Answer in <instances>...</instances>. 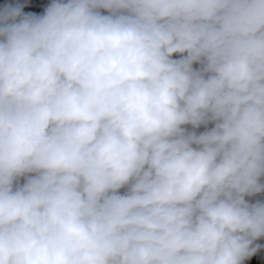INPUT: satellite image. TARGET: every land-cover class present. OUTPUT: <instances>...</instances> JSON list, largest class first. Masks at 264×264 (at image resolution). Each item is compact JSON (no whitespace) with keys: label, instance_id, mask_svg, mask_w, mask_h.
<instances>
[{"label":"clouds","instance_id":"9594fccd","mask_svg":"<svg viewBox=\"0 0 264 264\" xmlns=\"http://www.w3.org/2000/svg\"><path fill=\"white\" fill-rule=\"evenodd\" d=\"M262 177L264 0L0 9V264H243Z\"/></svg>","mask_w":264,"mask_h":264},{"label":"trees","instance_id":"16d2710c","mask_svg":"<svg viewBox=\"0 0 264 264\" xmlns=\"http://www.w3.org/2000/svg\"><path fill=\"white\" fill-rule=\"evenodd\" d=\"M52 2V0H0V9H2L6 5H23L24 12H36L37 14L42 15L44 9ZM103 15H108L107 11L101 9L100 10ZM178 54H174L173 59H179ZM194 68L198 69L200 65L194 64ZM214 126L213 123H209L207 125H201L199 128L193 129L191 125H185L184 127L189 132H195L197 135L200 133L211 129ZM195 147V145H194ZM25 182V178L21 177L18 183L22 185ZM261 183H264V177L261 178ZM127 191V187L122 188L120 190V194H124ZM245 199L251 204L259 202H264V192L258 193L254 196H246ZM260 245V248L257 252L250 258L244 260L243 264H264V237L254 241V246Z\"/></svg>","mask_w":264,"mask_h":264}]
</instances>
